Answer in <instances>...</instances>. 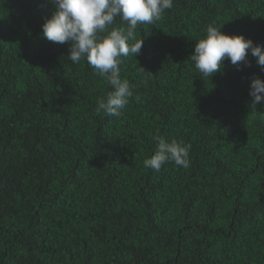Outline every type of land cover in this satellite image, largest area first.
<instances>
[{
	"label": "trees",
	"instance_id": "trees-1",
	"mask_svg": "<svg viewBox=\"0 0 264 264\" xmlns=\"http://www.w3.org/2000/svg\"><path fill=\"white\" fill-rule=\"evenodd\" d=\"M52 10L0 0V264H264V71L189 58L213 23L264 45V0H173L138 24L119 118L95 111L106 78L42 38ZM155 136L191 144L190 166L145 168Z\"/></svg>",
	"mask_w": 264,
	"mask_h": 264
},
{
	"label": "clouds",
	"instance_id": "clouds-1",
	"mask_svg": "<svg viewBox=\"0 0 264 264\" xmlns=\"http://www.w3.org/2000/svg\"><path fill=\"white\" fill-rule=\"evenodd\" d=\"M53 10L41 25L42 38L57 44L69 45V58L73 63L86 59L98 75L106 78L113 91L107 99L98 101L97 114L119 118L134 96V85L120 76L122 58L139 56L143 39L136 40L138 24H154L166 9L173 7V0H51ZM127 22L126 27H112L116 17ZM222 27L209 24L204 38L195 42L190 55L195 68L212 78L220 72L223 61L229 60L241 70V65L251 66L249 53L264 71V45L254 43L244 35H230ZM107 33L106 35H101ZM134 41V42H133ZM249 95L252 108L264 104V79L254 75L250 80ZM139 99V97H136ZM155 153L144 160L145 168L160 171L162 165L173 162L187 169L190 166L191 144L182 140H166L155 136Z\"/></svg>",
	"mask_w": 264,
	"mask_h": 264
}]
</instances>
